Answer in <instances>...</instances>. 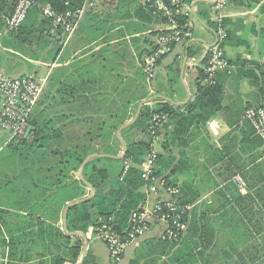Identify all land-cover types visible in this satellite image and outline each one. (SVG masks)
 I'll use <instances>...</instances> for the list:
<instances>
[{
    "label": "trees",
    "instance_id": "1",
    "mask_svg": "<svg viewBox=\"0 0 264 264\" xmlns=\"http://www.w3.org/2000/svg\"><path fill=\"white\" fill-rule=\"evenodd\" d=\"M33 1L35 4L29 7L22 24L8 31L13 38L12 43L20 46L30 44L36 34L56 44L61 43V39L49 32L54 28L52 18L44 16L43 7L48 5L54 12L64 13L67 10L75 11L85 3V0ZM162 1L172 9L171 20L175 22L176 30L180 34L188 30V15L175 13L176 8L170 4L171 0ZM182 1L187 4L192 2ZM16 3L17 0H0V32L4 31L3 18L12 14ZM124 3L130 8L122 10L118 5L115 16L94 6L85 9L73 33L85 44L69 65H60L49 74L50 89L31 109L27 117L26 136L12 140L0 151L2 153L5 148L10 151L9 159L2 165L21 168L19 178L31 182L30 186L27 184L19 188L12 184L13 178L9 174H0V180H9L7 187H0L1 193L11 196L14 192L21 193L20 197L14 196L15 199L9 196L2 200L0 215H23L20 213L23 211L25 215L55 214L58 219L68 202L85 198L68 209L67 230L86 233L89 228L97 230L105 222L123 237L130 213L146 199L142 186L151 182L141 177L140 169L150 154L151 141L128 139L127 134L133 130L148 129L152 114L162 113L166 120H175L171 135L175 140H180L187 135L193 123H205L220 109V72H216L213 82L203 83L204 74L200 70L201 81L196 82L195 96L184 106V111H179L168 102L142 105L136 121L120 132L126 144L124 157L92 158L83 166V180L76 177L83 161L91 154L100 151L107 155L117 154L121 143L115 135L116 130L133 116L140 101L151 96L150 90H153L144 77L145 59L157 46L152 37L172 32L170 29H152L151 24L156 20L170 24V19L161 15L154 6L143 4L141 0H121V4ZM54 29L56 33H61L60 25ZM60 49L61 46L57 45V51ZM59 69L64 71L59 73ZM53 90L56 96L51 95ZM48 97L52 104L42 107ZM60 106L65 109L54 111ZM75 124L85 127L83 133L79 136L66 135V131ZM158 134L159 128H156L153 136ZM257 143L262 146L260 140ZM101 147L102 150L99 149ZM127 160L131 164L122 176L123 163ZM165 169L154 167L150 177L162 175ZM86 183L93 189V195ZM164 184L169 187L172 182L167 180ZM245 197L240 195V198ZM182 199L181 202L192 200L185 196ZM239 220L247 227L248 218L239 216ZM37 223L41 224L39 234L44 232L48 235L51 230V236L69 239L59 228L39 217ZM260 225V229H264V225ZM144 243L145 253H140V248L130 264H140L142 259L143 264H158L162 258L161 264H188L194 261V247L186 236L180 241L154 239ZM80 249V239H75L71 247L74 262L80 256ZM63 262L64 259L57 257L54 264ZM81 264L95 263L86 254Z\"/></svg>",
    "mask_w": 264,
    "mask_h": 264
},
{
    "label": "crops",
    "instance_id": "2",
    "mask_svg": "<svg viewBox=\"0 0 264 264\" xmlns=\"http://www.w3.org/2000/svg\"><path fill=\"white\" fill-rule=\"evenodd\" d=\"M187 24L189 36L174 43L156 64L152 77L153 90H150L149 96L152 100L147 104L168 102L179 111H184V106L195 96V84L201 81L200 70L203 71L221 29L226 34L221 48L228 63L225 70L219 71L221 107L205 123H193L187 135L180 140L172 137L175 120L168 118L157 136H152L147 129H140V137L132 138L135 141H151L150 151L156 154L153 168H166L149 185L142 186L146 194L142 205L150 209L156 201L170 200L172 196L164 184L170 180L172 184L169 187L179 192V200H183L184 196L192 198L185 205V213L190 212L191 215H185L187 231L184 237L194 247V261L188 264H263L261 215L259 213L260 216L253 219L252 224L246 220V227L239 220V216L244 217L239 205L242 202L240 195L244 196L246 192L245 187L243 189L245 185L259 212L261 196L264 199V148L257 143L260 139L254 132L251 133V125L243 118L247 107L261 103L259 78L264 69V0H192ZM151 27L153 30L170 29V24L156 20ZM73 35L65 44L61 38L62 48ZM156 38L152 37L155 43ZM81 48L67 53H62V49L61 62L57 57L52 60L48 72L58 65H69ZM176 77L180 79L178 85ZM6 141L5 134L0 132V151ZM4 165L0 164V174H9L13 185L19 188L27 184L30 186L31 182L19 178L21 168ZM142 168L143 165L140 166L141 171ZM251 172L254 175L250 182ZM8 182L0 180V187H7ZM9 196L11 194L0 192V203ZM14 196L20 197L21 193L14 192L11 197L15 199ZM63 211H60L58 219L55 214L25 215L23 211L20 212L23 215H0V264H54L57 257L64 259L62 264H77L84 243L86 254L95 264H130L140 248V253H145V241L161 239L164 232L162 223L151 218L150 231L131 240L119 260L112 263L108 246L94 228L82 232L84 235L70 234L75 231H68L67 224L64 230ZM38 217L59 228L69 239L51 236V230L48 235L44 232L39 234L41 224L37 223ZM96 238L104 244L102 254L94 246ZM75 239L81 242L76 262L71 250ZM163 260H159L158 264ZM143 262L142 259L140 264Z\"/></svg>",
    "mask_w": 264,
    "mask_h": 264
},
{
    "label": "built area",
    "instance_id": "3",
    "mask_svg": "<svg viewBox=\"0 0 264 264\" xmlns=\"http://www.w3.org/2000/svg\"><path fill=\"white\" fill-rule=\"evenodd\" d=\"M143 4L154 6L161 15L170 19L171 33L160 35L156 38V48L145 59L144 72L148 80H151L156 67V62L161 56L166 54L176 42L182 38L188 37L189 32L182 34L176 30V24L171 20L172 9L162 0H141ZM33 0H17L16 6L11 15L3 18L4 31L8 32L17 29L24 21L28 9L34 5ZM170 4L174 6L175 13L188 15L190 13V4L182 0H171ZM94 6V0H85L83 6L75 11L67 10L64 13L54 12L48 5L43 7L44 16L52 18L53 27L61 26V33H56L54 28L50 29L51 34L57 38L64 37V43L73 35L78 22L87 7ZM222 3L217 7L220 8ZM226 34L223 30L218 31L215 44L210 49L208 60L203 68V83L213 82L216 72L225 70L228 63L222 52V41ZM47 82L46 77L38 74H24L20 76H8L0 70V130L9 136V141L26 136L27 117L31 109L38 102ZM261 103L256 106L247 107L243 118L251 125L254 135L258 137L264 148V72L261 75ZM166 121V116L162 113H154L151 118V126L147 129L153 136L156 128H159ZM156 160V154L152 150L143 163L141 177L144 180H153L150 177ZM122 170V176L128 170L130 163L125 161ZM153 190V188H151ZM172 196L167 201H156L150 209L141 205L138 209L130 213L128 226L121 237L112 226L102 222L97 228L98 236L108 246L112 263L119 260L126 245L133 239L146 235L151 229L153 218L162 223L164 232L161 239L169 241H180L183 239L187 221L185 220V210L187 206L179 205V192L172 187L166 188ZM174 196V198H173Z\"/></svg>",
    "mask_w": 264,
    "mask_h": 264
},
{
    "label": "rangeland",
    "instance_id": "4",
    "mask_svg": "<svg viewBox=\"0 0 264 264\" xmlns=\"http://www.w3.org/2000/svg\"><path fill=\"white\" fill-rule=\"evenodd\" d=\"M124 1L125 0H123V2ZM126 2H128V0H126ZM118 5L121 6L120 9H122V10L130 8L129 5L125 6V3L121 4V0H94V7L95 8H98L102 11H106V13H109L111 16H115L117 14V12L115 11V7H117ZM122 13L123 12L121 11V14ZM119 19H120V17H119ZM51 35H53V34H51ZM12 39L13 38L11 37V35L8 32H5V31L0 32V70H2L8 76H20V75H24V74H33V73L38 74V75L43 76V77H46V75H47V82H46V85L44 87L45 90H43L40 99H42L44 97V94L46 93V91H48L50 89L51 83L48 82V76L51 72H48V70L50 69L49 66L51 64V61L57 57L58 62H59V59L61 58V50L62 49H63L62 53H67V52H71V50H74L76 48H81V46H83V43L81 41H79V37L76 35H73V38L70 39V41L67 43V45H65L64 48L61 47L62 49H60L58 51H57V45L61 46V43L58 42V44H56L43 35L39 37L38 34H36L34 36V38L31 40L32 42L30 44H25V45H21V46H20V44L12 43L11 42ZM71 40H73V41H71ZM121 45H123V44H121ZM124 45L128 46L127 43H125ZM55 51H57L56 54L54 53ZM59 66L60 65H58L55 68L57 69ZM55 68H53V69H55ZM53 69H52V71H53ZM61 71H64V70L59 69V73ZM144 77H145L146 84L148 86L152 87L153 80L152 79L148 80L145 75H144ZM155 82L157 83V80H155ZM175 83L177 85L180 84V79L178 77H176ZM51 95H53V96L55 95L54 90H53V93ZM52 102L53 101L50 100V97H48V100H46L44 102L42 107H47L48 105L52 104ZM64 109H65L64 107L60 106V107L55 108L54 111H60V110H64ZM230 110H232V109H230ZM133 112L135 114V110ZM134 114H133V116H134ZM162 125L159 126V131L162 128ZM84 130H85V127H82L79 124H75V125L71 126V128L69 130L66 131V135L68 134V135H72V136H79L83 133ZM0 132L5 134V138L7 139V141H6L7 143L11 142V141H9V136L5 132H2L1 130H0ZM139 132H140L139 130H133L131 133L127 134L126 137L128 139H132L134 137L138 138V137H140ZM118 138H119V140L121 139L124 142V140L121 137V134ZM120 143H121V141H120ZM99 149L102 150V147ZM122 151L123 150H122V145H121L117 149L116 155L122 154ZM97 153L99 154L102 152L100 151ZM9 155H10V151H8L5 148V150L2 153H0V164L5 163L9 159ZM148 155L146 156V158L148 157ZM124 164H125V162L123 163V168L125 166ZM252 175H254V172L253 173L251 172V174H250V176H251V178H249L250 182L252 179ZM246 176H249L247 172H246ZM76 177L78 178L77 173H76ZM244 187H245V189H244ZM243 189L246 191L245 192L246 197L242 198V202L240 201V205H239V210H240L242 216H244L245 219L248 218V220H249L248 222L250 224H252L253 219H255L261 215L259 224H264V206H262L264 204V199H262L263 196H261L262 205H261V209H260L261 212H259V209L257 207L255 208V206L252 202V196L250 194L247 195L249 189H247L246 185L243 186ZM180 201L181 200H179V204L181 206H185L186 204H189L188 202H180ZM259 213H260V215H259ZM184 215H191V214H190V212H188V213H185ZM260 226H262V225H260ZM186 231H187V228H186ZM94 242H96L94 244V246H96L95 247L96 250L102 254V250L104 249L103 242L97 238H96V241H94ZM130 248L131 247L127 248L126 252H128V250ZM118 264H123V262L122 263L119 262Z\"/></svg>",
    "mask_w": 264,
    "mask_h": 264
},
{
    "label": "water",
    "instance_id": "5",
    "mask_svg": "<svg viewBox=\"0 0 264 264\" xmlns=\"http://www.w3.org/2000/svg\"><path fill=\"white\" fill-rule=\"evenodd\" d=\"M152 100V97H148L146 99H143L140 101V103L138 104V107H137V110L135 112V115L129 119L128 121H126L124 124H122L116 131V136L119 137L120 136V132L122 129L126 128L127 126L133 124L137 117L139 116V113H140V109L142 107V105L144 104H147L149 103L150 101ZM121 141V145H122V154L120 155H107V154H103V153H94V154H91L90 156H88L82 163V165L80 166L78 172H77V175H78V178H80L81 180L82 179V169H83V166L86 162H88L89 160H91L92 158H95V157H105V156H108V157H113V158H123L124 155H125V152H126V144L120 139ZM87 184V183H86ZM88 188L92 191L91 195H93L94 191L93 189L87 184ZM91 195H89L88 197L86 198H89ZM85 199V198H84ZM84 199H76V200H73V201H70L68 202L65 207H64V211H63V216H62V224H63V228L64 230L66 231V220H67V211L68 209L74 205V204H77L79 203L80 201L84 200ZM70 234H81V235H84L82 232H78V231H75V232H69ZM85 254H86V243L83 244V248H82V254L80 256V260L78 261L77 264H81V262L83 261L84 257H85Z\"/></svg>",
    "mask_w": 264,
    "mask_h": 264
}]
</instances>
